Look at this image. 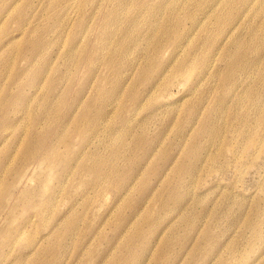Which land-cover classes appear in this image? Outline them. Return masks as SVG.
Returning <instances> with one entry per match:
<instances>
[{"label": "rangeland", "instance_id": "374dc122", "mask_svg": "<svg viewBox=\"0 0 264 264\" xmlns=\"http://www.w3.org/2000/svg\"><path fill=\"white\" fill-rule=\"evenodd\" d=\"M0 264H264V0H0Z\"/></svg>", "mask_w": 264, "mask_h": 264}, {"label": "bare ground", "instance_id": "6f19581e", "mask_svg": "<svg viewBox=\"0 0 264 264\" xmlns=\"http://www.w3.org/2000/svg\"><path fill=\"white\" fill-rule=\"evenodd\" d=\"M149 45V44H148ZM129 52V51H128ZM239 65V64H238ZM242 65V64H241ZM243 67V66H242ZM243 69V68H242ZM95 127V126H94Z\"/></svg>", "mask_w": 264, "mask_h": 264}]
</instances>
